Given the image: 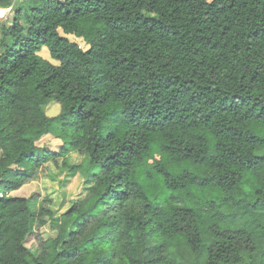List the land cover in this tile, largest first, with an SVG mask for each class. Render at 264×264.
<instances>
[{
  "label": "trees",
  "instance_id": "trees-1",
  "mask_svg": "<svg viewBox=\"0 0 264 264\" xmlns=\"http://www.w3.org/2000/svg\"><path fill=\"white\" fill-rule=\"evenodd\" d=\"M0 8V264H264V0ZM71 152L86 185L61 226L21 190Z\"/></svg>",
  "mask_w": 264,
  "mask_h": 264
},
{
  "label": "rangeland",
  "instance_id": "rangeland-1",
  "mask_svg": "<svg viewBox=\"0 0 264 264\" xmlns=\"http://www.w3.org/2000/svg\"><path fill=\"white\" fill-rule=\"evenodd\" d=\"M19 1L23 2L25 0ZM0 13H2V15H0V24H9L14 18L16 12L11 8H0ZM67 37L70 41L78 43L84 49L88 47L81 38L70 34L67 35ZM38 54L51 63H58L51 58L49 51L45 46L39 50ZM49 104V106L45 108V112L49 116L55 115V112L57 111L55 102ZM37 144L39 146L56 150L61 145V141L53 138L51 135H46L43 136ZM67 162L72 166L70 171L69 168H57L52 165L45 166L39 171L37 178L33 182L28 183L21 190V193L25 196H30L32 194L37 196L35 201H31V203L33 202L31 207L34 212L39 208V204L43 198H49L50 202L48 203V206L53 211L57 223L61 224V226L67 225L65 218L63 217L64 212H66L74 199L79 197L84 185H86L85 175L86 168H88L85 156L77 152H71L67 157ZM53 234L54 231L48 224L39 228L35 227L33 233L27 238L26 245L30 248H35L38 246L41 238H46Z\"/></svg>",
  "mask_w": 264,
  "mask_h": 264
},
{
  "label": "snow or ice",
  "instance_id": "snow-or-ice-1",
  "mask_svg": "<svg viewBox=\"0 0 264 264\" xmlns=\"http://www.w3.org/2000/svg\"><path fill=\"white\" fill-rule=\"evenodd\" d=\"M0 15H2V13H0Z\"/></svg>",
  "mask_w": 264,
  "mask_h": 264
}]
</instances>
